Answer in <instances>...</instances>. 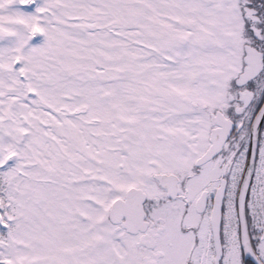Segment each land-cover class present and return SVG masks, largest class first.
I'll return each instance as SVG.
<instances>
[{
  "label": "snow or ice",
  "instance_id": "1",
  "mask_svg": "<svg viewBox=\"0 0 264 264\" xmlns=\"http://www.w3.org/2000/svg\"><path fill=\"white\" fill-rule=\"evenodd\" d=\"M0 264H264V0H0Z\"/></svg>",
  "mask_w": 264,
  "mask_h": 264
}]
</instances>
